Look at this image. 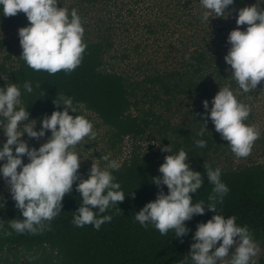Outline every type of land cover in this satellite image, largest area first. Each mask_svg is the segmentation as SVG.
<instances>
[{
  "label": "clouds",
  "instance_id": "clouds-1",
  "mask_svg": "<svg viewBox=\"0 0 264 264\" xmlns=\"http://www.w3.org/2000/svg\"><path fill=\"white\" fill-rule=\"evenodd\" d=\"M199 2L204 9L201 19L207 21L211 12L216 13L215 17L225 16V9L234 0ZM57 4L58 0H0V11L4 16L23 11L30 21L18 29L22 47L20 57L35 70L49 73L71 71L81 63L87 47L83 39L85 29L77 9L69 11ZM261 4L264 0L239 8L236 24L246 25V28H234L227 37L230 47L224 60L231 67V76L245 92L255 89L264 79V7ZM23 87L27 92L33 91L30 81H25ZM52 102L56 109L41 118V127L36 130V121L29 120L30 113L26 107L20 106L21 89L17 83L0 87V133L6 137L0 142V178L8 185L15 207L21 214V217L8 221L10 228L19 233L43 231L47 227L45 221H51L61 212L63 197L72 190L73 183L79 181L75 187L81 200L73 211L72 222L78 227L92 224L99 229L112 217L110 214L98 216L95 210L105 213L126 197L109 170L118 169L120 164L114 159L109 160L107 167L92 163L87 178H83L78 173L82 157L73 146L85 136L95 137L93 123L85 115L77 114L71 96L61 94ZM60 105L64 106L62 110ZM203 105L208 109L207 100ZM69 110L76 115H71ZM250 111V106L238 100L232 88L225 85L219 87L212 98L210 111L200 115L211 119L215 130L228 141L236 156L246 157L260 135L256 124L245 123ZM26 120L28 122L23 123ZM207 122L208 119H204L199 136L207 130ZM46 130L51 134L38 148L30 147L22 139L25 134L39 139L45 136ZM195 144L205 147L207 141L197 139ZM161 151L168 155L159 165L158 171L162 175L153 177L152 181L157 187L166 185L167 193L160 188L156 198L135 213V220L144 227L153 225L162 235L173 230L182 238L190 231L184 222L194 214H204L207 208L213 211V215L206 222L197 224L189 255L176 264H185L189 257L192 264H217L218 260L220 264H254L252 258L260 252V245L253 239L249 227L238 224L235 215L225 218L224 214L217 212L216 202H222L229 191L221 180V169L211 166L206 169L208 181L214 185L213 192L217 194L209 197L211 202L193 200L191 193H196L204 181L201 173L190 167L189 152L184 148L172 152L170 144L162 146ZM24 156L28 158L27 163L23 162ZM100 158L108 160L107 155ZM2 224L0 221V226ZM230 252V261H224L222 258Z\"/></svg>",
  "mask_w": 264,
  "mask_h": 264
},
{
  "label": "trees",
  "instance_id": "trees-1",
  "mask_svg": "<svg viewBox=\"0 0 264 264\" xmlns=\"http://www.w3.org/2000/svg\"><path fill=\"white\" fill-rule=\"evenodd\" d=\"M247 1L249 0H234L232 5H242ZM260 6L264 7V4ZM26 19L23 11L10 16H4L0 11V22L5 30ZM5 44V40H0V48ZM86 44L81 63L71 71L49 73L46 70H35L27 65L20 54L11 68L1 66L0 87L17 83L21 89L20 106L26 107L30 113L29 120L40 122L44 115H50L57 107L52 101L65 94L73 98L77 113H95L104 124L114 130L113 136L117 140L144 135L150 128L151 121L133 113V109L139 108L138 92L143 90L140 83L130 80L129 74L125 72L105 67L106 54L111 46L107 41H89ZM125 58H130V55ZM217 60L215 50H208L201 45L194 54L187 57V63L182 69L147 75L146 81L160 85L167 95L180 94L188 98L194 96L200 98L202 104L204 100L208 101V109L203 107L196 111L199 115L197 127L190 128L186 133L179 128H172L174 133H179L183 138V142L174 141L171 151L177 152L184 148L189 152L190 167L202 175L204 183L196 193H191L193 200L202 199L209 203V197L217 195L213 192L214 185L208 181L206 169L209 166L213 169L219 167L221 180L229 191L222 202H216L217 212L224 214L225 218L235 215L236 222L247 225L252 236L264 244V164L221 167L215 157L222 149L226 148V152L231 149L228 141L222 139L209 120L203 136L198 135L204 119H208L200 114L210 111L212 107L211 90L217 80L220 82L228 75L222 68L223 63ZM228 67L231 75L230 65ZM25 81L31 82L32 92L24 89ZM157 98L156 95L155 99ZM63 107L59 106L61 110ZM69 113L75 115L71 110ZM197 139H205L206 146H197ZM163 162L164 160H156L150 154L143 156L133 153L131 159L118 169L110 170L126 197L117 206H110L105 213L95 210L98 216L110 214L112 217L110 221L102 223L99 229L92 224L78 227L72 222L73 211L78 208L81 200L75 187L79 181H75L72 190L63 197L61 212L51 221H45L47 227L41 232L19 233L11 229L8 221L21 217L20 211L15 207L12 197L0 201L3 204H0V221H3L0 226V260L5 258L3 256L6 252L21 249L24 257L32 261L37 258L43 264H176V261L189 255L197 224L211 218L213 211L207 210L205 205L204 214H194L190 220L185 221L190 231L182 238L177 237L173 230L162 235L153 225L144 227L136 221L135 213L145 203L154 200L160 188L167 193L166 185L157 187L152 181L153 177L162 175L158 169ZM89 169L88 166L79 167L78 173L87 178ZM40 254L44 256L41 257ZM185 264H192L190 257Z\"/></svg>",
  "mask_w": 264,
  "mask_h": 264
},
{
  "label": "rangeland",
  "instance_id": "rangeland-1",
  "mask_svg": "<svg viewBox=\"0 0 264 264\" xmlns=\"http://www.w3.org/2000/svg\"><path fill=\"white\" fill-rule=\"evenodd\" d=\"M254 3L257 0H249L237 6L229 5L225 9L228 15L225 13V16L215 17L216 13L211 12L209 19L204 21L201 19L204 9L199 0H58V7L64 6L69 11L72 8L77 9L85 29V42L103 40L111 45L106 54L105 67L125 72L129 74L130 80L140 83L143 90L138 92L139 108L133 109V113L151 121L150 128L144 135L127 136L119 141L113 136L114 130L104 124L95 113L78 112L77 114H83L92 121L93 131L96 133L95 137L85 136L73 146L82 157L80 167L90 168L92 163L107 167L109 160L113 159L121 166L131 159L133 153L143 156L150 154L156 160H164L168 153L161 151L162 146L170 144L172 150L174 141L183 142V138L179 133H174L172 128H179L186 133L190 128L199 125L196 111L204 107L200 98H188L180 94L167 95L160 85L147 82L146 76L182 69L187 63V57L194 54L201 45L208 50H215L219 59L217 61L223 63L222 68L228 73L226 79L215 82L211 90L213 96L210 97V104L219 87L229 85L238 100L251 108L245 123L256 124L260 130L248 156L238 157L231 149L226 152L225 148L215 157L217 163L225 168L264 164V79L255 89L245 92L229 74V67L224 60L230 47L227 39L229 32L245 26L236 24L237 10ZM29 23L26 19L23 23L10 25L5 30L0 22V40L6 41L5 46L0 48V68L2 65L10 68L14 66L22 52L18 29ZM126 55H130V58H125ZM208 120L215 129L212 121L209 118ZM27 122L26 120L23 123ZM40 127V122L36 121V130ZM50 134V130H46L45 136L39 139L31 138L27 134L22 139L30 147L38 148L46 142ZM5 140L6 137L0 133V142ZM104 155L108 156V160L100 158ZM23 162H28L27 156L23 157ZM9 198V187L0 178V201ZM253 239L260 245V252L252 260L257 264H264V244L254 237ZM231 255L230 252L222 259L230 261ZM40 256L43 257L44 254ZM3 257L5 258L0 260V264H43L37 258L32 261L24 257L21 249L6 252ZM217 263L220 264V261Z\"/></svg>",
  "mask_w": 264,
  "mask_h": 264
}]
</instances>
